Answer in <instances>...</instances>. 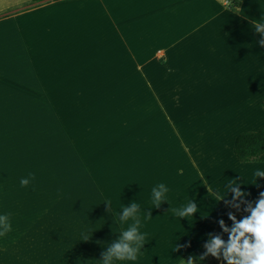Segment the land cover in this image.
I'll return each mask as SVG.
<instances>
[{
  "label": "rangeland",
  "instance_id": "obj_1",
  "mask_svg": "<svg viewBox=\"0 0 264 264\" xmlns=\"http://www.w3.org/2000/svg\"><path fill=\"white\" fill-rule=\"evenodd\" d=\"M26 2L0 0V12L11 11L0 19V154L13 178L22 173L30 179L18 198L29 201L23 220L28 234L41 228V218L54 207L73 198L76 205L84 202L88 189L100 203L111 201L105 206L126 231L140 220L145 245L136 261L121 264H180L189 256L193 264H227L224 253L235 226L229 215L237 223L242 220L234 208L207 195L179 163L184 153L166 126L160 102L149 94L151 69H137L128 61L121 49L126 44L110 33L101 0H55L30 9ZM222 5L236 6L232 0H222ZM152 70L153 79H163V67ZM190 149L198 157L196 149ZM226 150L235 156L233 147ZM218 174L224 199L250 216L245 209H254L264 190L250 192L252 182L242 180L241 174ZM232 180L236 183L229 187ZM159 184L168 189L164 195L168 204L174 202L170 207L177 204L181 209L191 202L199 211L161 227L163 219L157 224L156 213L142 209L152 203V189L160 190ZM234 189L244 195L234 198ZM176 191H181L178 199L170 201ZM133 202L140 205L135 220L133 215L121 222L122 206L130 208ZM91 214L98 220L97 210ZM10 216V224L15 223ZM115 231L94 226L89 240H81L82 232L75 239L90 243L100 235H117ZM217 237L223 242L218 258L205 256L206 246ZM8 239V234L0 236V244ZM201 256L205 258L198 259Z\"/></svg>",
  "mask_w": 264,
  "mask_h": 264
},
{
  "label": "crops",
  "instance_id": "obj_2",
  "mask_svg": "<svg viewBox=\"0 0 264 264\" xmlns=\"http://www.w3.org/2000/svg\"><path fill=\"white\" fill-rule=\"evenodd\" d=\"M238 1L240 13L234 11V5L231 8V5H222V0L100 2L110 33L118 35L126 44L121 49L128 55V61H132L137 69H151L149 94L160 102L158 108L164 114L166 126L171 128L172 136L184 153L179 163L185 164L186 172L196 177L207 195L214 194V197L217 195L215 190L222 188L220 172L241 174L242 180L249 178L252 182L250 192L264 190V178L254 177L256 170L264 171V163H242L235 153L232 157L226 150L233 147L234 152L239 135L264 129L261 106L264 101V47L259 43L264 37L252 24L253 20L264 18V0ZM161 60L163 65L159 64ZM15 65L20 68L22 63ZM160 67H163V79H153L152 69ZM233 132L241 134L233 136ZM190 147L196 149L198 157ZM201 149H205L203 154ZM208 164H211L210 168ZM7 171L0 154V180L5 181L0 183V213L9 216L10 212L11 221H15L7 233L9 239L0 244V260L4 264H98L97 261L103 259L102 254L119 241L122 231H126L125 225H116L110 213L113 222L109 223L113 225L108 227L112 232L117 230V235H100L92 238L90 243L81 244L76 241V236L94 227L84 228L73 214L58 218L21 253L29 235L28 226L23 222L29 201L18 198L23 193L20 181L27 176L20 173L13 178ZM209 186L213 189L211 193ZM180 192H171L169 200L178 199ZM214 199L234 208L232 210L238 213L240 220L248 217L229 201ZM152 204L144 205L142 209L156 213L154 221L157 224L163 219L165 223L161 227L175 219L174 212L180 209L177 204L171 208L167 202L165 207L160 205L159 208ZM22 225L25 230L21 229ZM95 226L96 229L108 228ZM171 243L174 241L165 244ZM123 261L117 260L114 264Z\"/></svg>",
  "mask_w": 264,
  "mask_h": 264
},
{
  "label": "clouds",
  "instance_id": "obj_3",
  "mask_svg": "<svg viewBox=\"0 0 264 264\" xmlns=\"http://www.w3.org/2000/svg\"><path fill=\"white\" fill-rule=\"evenodd\" d=\"M236 13H240V9L236 6ZM253 26L257 33L264 37V18L260 21L253 20ZM260 45L264 47V39L260 42ZM254 177L264 178V171L256 170L254 172ZM207 184V181H203ZM21 186H27L30 183L29 178L21 179ZM236 181L232 180L229 183V187L235 185ZM159 189H152V203L155 208H159L161 202H166L164 193L168 191L164 184H159ZM213 191L212 187H208V192ZM217 195L215 196L217 200L224 199V191L222 192L219 188L215 190ZM244 193L240 192L238 189H234V198L243 196ZM106 205L111 206V201H107ZM140 207L137 203H132L130 208H123V216L120 218L121 222L127 221L130 217L134 215L136 210ZM194 203L188 202L183 208L176 209L174 214L176 217L186 219L192 218V214L198 212ZM246 212H250V216L243 219L240 222H236L235 217L231 214L229 219L233 221L235 225L231 230L229 235V244L224 253V257L227 260V264H264V192L260 193V198L256 201V207L253 209L251 205L245 209ZM149 218V216H147ZM221 227L225 232L229 230L224 228L223 221L220 222ZM140 226V220H136V224L133 227L128 228L127 231H122L120 239L118 242L112 244L108 248V251L103 253V259L97 261L98 264H114L117 260H127L136 261L138 256L141 254L140 249L145 245L146 234L141 233L138 230ZM11 231V224L9 221V216L7 214L0 215V236H5ZM91 233L88 231H82L81 240L87 241L91 238ZM241 240L243 242L241 243ZM187 245L183 246L186 247ZM207 252L205 256L211 254L213 257H217V252L223 247V242L217 237L211 240L210 244L206 246ZM175 250H179L176 248ZM205 256L198 257V259L203 260ZM238 257L239 259H236ZM218 258V257H217ZM193 257L189 256L187 261L180 259V264H193Z\"/></svg>",
  "mask_w": 264,
  "mask_h": 264
},
{
  "label": "trees",
  "instance_id": "obj_4",
  "mask_svg": "<svg viewBox=\"0 0 264 264\" xmlns=\"http://www.w3.org/2000/svg\"><path fill=\"white\" fill-rule=\"evenodd\" d=\"M51 1L55 0H28V2H26V8L30 9L42 4H47ZM233 3H235L236 6H239L240 4L238 0H233ZM10 12V10L0 12V19L10 16ZM261 106L264 109V101L262 102ZM234 153L242 163H264V129L254 133H245L239 135L235 140ZM90 192V190L86 189V191L84 192L85 195L83 194L84 202H81L77 205L75 198H73L71 202L66 201V203L54 207L52 211H50L45 217L41 219V228L35 229L34 231H31V233H29L28 241L25 242L22 249H20L21 253H23V251H26L30 247V245L34 243L38 239V237L43 234L60 217H67L74 214L79 218L84 228H93L95 225L99 227L112 226L113 224L109 223L113 222L110 212L107 210L102 200L101 203L98 201V195L95 196L94 194H90ZM82 193L78 192L79 196H81ZM74 206H77V209ZM94 210H97L100 213L98 220H96L95 217L91 214V212ZM55 212H57L59 215H53ZM40 225L37 226V228H39ZM20 255L12 256L20 257ZM0 264L4 263L0 260Z\"/></svg>",
  "mask_w": 264,
  "mask_h": 264
},
{
  "label": "bare ground",
  "instance_id": "obj_5",
  "mask_svg": "<svg viewBox=\"0 0 264 264\" xmlns=\"http://www.w3.org/2000/svg\"><path fill=\"white\" fill-rule=\"evenodd\" d=\"M65 166V165H64Z\"/></svg>",
  "mask_w": 264,
  "mask_h": 264
}]
</instances>
